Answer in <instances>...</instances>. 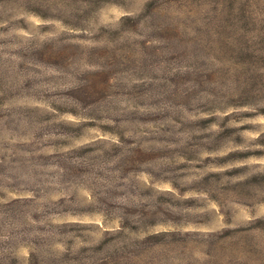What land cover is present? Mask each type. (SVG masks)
Masks as SVG:
<instances>
[{"label": "clouds", "instance_id": "clouds-1", "mask_svg": "<svg viewBox=\"0 0 264 264\" xmlns=\"http://www.w3.org/2000/svg\"><path fill=\"white\" fill-rule=\"evenodd\" d=\"M0 264H264V0H0Z\"/></svg>", "mask_w": 264, "mask_h": 264}]
</instances>
